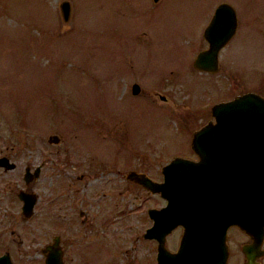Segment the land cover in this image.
<instances>
[{
  "label": "rangeland",
  "instance_id": "1",
  "mask_svg": "<svg viewBox=\"0 0 264 264\" xmlns=\"http://www.w3.org/2000/svg\"><path fill=\"white\" fill-rule=\"evenodd\" d=\"M220 1L235 9V32L215 71L197 69ZM59 2L0 0V154L15 163L0 166V252L40 264L37 247L58 233L61 264H155L156 242L142 232L163 197L124 173L160 180L174 155L197 158L190 138L212 103L264 97V0H68L66 19ZM37 164L24 187V166ZM20 188L37 194L31 215L18 209ZM170 231L174 250L181 228ZM244 239L228 228L225 264H241Z\"/></svg>",
  "mask_w": 264,
  "mask_h": 264
},
{
  "label": "water",
  "instance_id": "2",
  "mask_svg": "<svg viewBox=\"0 0 264 264\" xmlns=\"http://www.w3.org/2000/svg\"><path fill=\"white\" fill-rule=\"evenodd\" d=\"M58 6L66 19L68 0H60ZM235 24L233 6L218 2L203 29L207 47L197 51L192 65L215 71L218 50L233 34ZM130 89L137 92L139 84L132 82ZM210 108L212 119L197 127L190 138L196 159L174 155L160 166L158 181L144 171L124 173L165 199L164 204L147 208L152 222L142 232L143 237L156 240L155 264H225L226 230L233 224L252 237L241 243V264H259L256 258L264 253V246L259 247L264 225V97L247 90ZM58 138L57 133L47 136L52 142ZM0 165L7 168L13 162L1 156ZM36 173V168L30 172L26 167L23 178L27 181ZM17 195L23 212L30 214L34 193L19 190ZM177 224L181 234L171 250L164 244L165 234ZM56 237L46 245L45 264L60 263ZM0 264H12L8 253H0Z\"/></svg>",
  "mask_w": 264,
  "mask_h": 264
},
{
  "label": "flooded vegetation",
  "instance_id": "3",
  "mask_svg": "<svg viewBox=\"0 0 264 264\" xmlns=\"http://www.w3.org/2000/svg\"><path fill=\"white\" fill-rule=\"evenodd\" d=\"M213 10H214V8H213ZM213 10H212V13H213ZM235 10V9H234ZM212 13L210 14V16H209V18H208V21H209V19H210V17H211V15H212ZM235 20H237V18H236V12H235ZM208 21L206 22V24L208 23ZM206 24L203 26V29H204V27L206 26ZM235 27H236V25H235ZM203 29H202V35H203ZM235 32V31H234ZM233 32V33H234ZM204 37V36H203ZM231 37V36H230ZM204 39H205V37H204ZM228 40V39H227ZM205 41H206V39H205ZM207 42V41H206ZM225 44V43H224ZM223 44V45H224ZM222 45V46H223ZM199 51V50H198ZM217 56H218V53H217ZM191 147V146H190ZM195 154H196V156H198L197 155V153L195 152V151H193ZM1 156H5L7 159H8V161H11V160H9V158H8V156L7 155H5V154H0V157ZM13 162V161H12ZM1 166V168H3V169H7V168H12V167H14L15 166V163L13 162V165L11 166V167H3V165H0ZM26 167H28V170L30 171V172H33V170L36 168L37 169V173L35 174V176H33V177H31L30 179H28L27 181L23 178V173H24V170H25V168ZM38 173H39V164H37V165H35V167H32V169L29 167V165H25L24 166V169H23V172H22V179H23V181H24V187H26V185H28V183H29V181L31 180V179H33L34 177H36L37 175H38ZM78 176H81V174H78ZM161 177H162V175H161ZM19 190H23V191H25V192H33L34 193V201H33V204H32V207H31V212H30V214H25L24 212H23V210H22V200L18 197V195H17V192L19 191ZM18 191L16 192V196L19 198V200H20V204L18 205V209H20V211L23 213V215H25V216H28V215H31V213H32V210H33V205H34V203H35V201H36V199H37V194H36V192L35 191H33V190H30V189H26V188H20V189H18ZM165 203V199L163 198V200H161V203H159V205L161 204H164ZM15 215V214H14ZM149 217V216H148ZM150 219V224H151V222H152V219L151 218H149ZM149 224V225H150ZM230 226H234V227H236L237 228V230H239V231H241V233L243 234V235H246V237H247V239H244L243 241H242V243L243 242H249V241H251L252 240V237L248 234V233H246L243 229H241V228H239L238 226H236V225H230ZM230 226H228L227 227V230H228V228H230ZM176 227H180L181 228V226L180 225H177V226H175L174 228H172V230H174ZM241 229V230H240ZM171 230V231H172ZM227 230H226V232H227ZM170 231V232H171ZM54 235H57V237H56V240H57V246H58V249H59V254H60V263L59 264H61V262H62V255H63V253H64V249H65V245L63 244V242H62V239L60 238V235L58 234V233H53L51 236H50V239L49 240H47V241H44V243H42V245H40V246H38L37 247V249H36V251H38V253H39V255H42V257H41V262L39 261V263L40 264H45V253L48 251V248L46 247V245L49 243V242H51L52 240H53V236ZM144 238H148V239H152V240H154L155 242H156V240H155V238H153V237H144ZM177 242H178V240H177ZM176 245H177V243H176ZM166 246V245H165ZM264 246V225L262 226V229H261V232H260V243H259V247L260 248H262ZM167 247V246H166ZM168 248V247H167ZM2 252H6V253H8L9 254V257L11 256L10 255V253H9V248H3V250H2ZM2 252H0V253H2ZM156 252V251H155ZM264 254V253H263ZM262 255V254H261ZM11 258V257H10ZM33 257L32 256H29V259H32ZM33 259H36V262H37V258H33ZM154 260H155V254H154ZM12 261V263L13 264H15V262L13 261V260H11ZM22 264V263H21Z\"/></svg>",
  "mask_w": 264,
  "mask_h": 264
},
{
  "label": "bare ground",
  "instance_id": "4",
  "mask_svg": "<svg viewBox=\"0 0 264 264\" xmlns=\"http://www.w3.org/2000/svg\"><path fill=\"white\" fill-rule=\"evenodd\" d=\"M214 119V118H213Z\"/></svg>",
  "mask_w": 264,
  "mask_h": 264
}]
</instances>
